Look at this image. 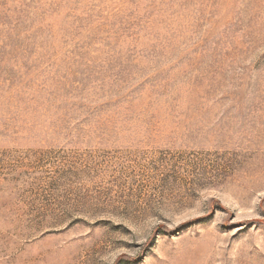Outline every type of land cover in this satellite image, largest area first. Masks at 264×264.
I'll use <instances>...</instances> for the list:
<instances>
[{
    "label": "rangeland",
    "instance_id": "rangeland-1",
    "mask_svg": "<svg viewBox=\"0 0 264 264\" xmlns=\"http://www.w3.org/2000/svg\"><path fill=\"white\" fill-rule=\"evenodd\" d=\"M0 264H264V0H0Z\"/></svg>",
    "mask_w": 264,
    "mask_h": 264
}]
</instances>
